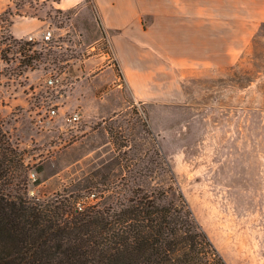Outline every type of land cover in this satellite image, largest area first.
I'll list each match as a JSON object with an SVG mask.
<instances>
[{
	"label": "rangeland",
	"instance_id": "374dc122",
	"mask_svg": "<svg viewBox=\"0 0 264 264\" xmlns=\"http://www.w3.org/2000/svg\"><path fill=\"white\" fill-rule=\"evenodd\" d=\"M34 15L46 21L41 31L42 25L31 18ZM23 16L30 18L18 19L14 31L33 32L16 37L12 33L14 17ZM100 23L92 0L68 10L46 1L14 0L0 12V124L7 138L23 152V165L14 172L16 181L21 180L17 193L33 202L72 197L80 206L96 201L116 203L140 185L168 190L171 199L177 194V185L197 218L209 217V207L197 195L201 194L197 183L200 189L209 185L215 198L222 195L221 149L208 158L206 144L214 142L221 147L223 93L228 81L232 103L240 100L248 109L262 110L264 124V24L248 36L240 64L230 75L225 73L224 80H187L188 107L198 110L193 116H178L173 99L142 101L116 70L117 81L98 94L120 96L122 107L103 119L90 122L82 116L70 122L68 115L75 111L82 114L78 97L86 84L93 82L97 68L110 60L108 55L113 59ZM48 29L53 37L43 40ZM30 35L35 40L23 50L21 44L29 41ZM93 55H98L95 64L85 70L86 60ZM52 76L60 77L55 85L47 82ZM53 108L57 109L55 115L50 113ZM254 116L248 115V121L254 123ZM175 132L184 136L182 144L176 141ZM203 143V164L192 163V150L197 153V146ZM160 150L175 172L176 183L164 169ZM180 153L187 157L183 163L179 162ZM31 172H36L35 179Z\"/></svg>",
	"mask_w": 264,
	"mask_h": 264
},
{
	"label": "crops",
	"instance_id": "0c3cea01",
	"mask_svg": "<svg viewBox=\"0 0 264 264\" xmlns=\"http://www.w3.org/2000/svg\"><path fill=\"white\" fill-rule=\"evenodd\" d=\"M34 1L68 10L88 0ZM92 1L116 62L108 55L110 60L97 68L93 82L89 81L78 97L82 116L90 122L111 116L122 107L120 96L98 94L117 81L116 70L122 72L127 88L142 101L173 99L178 116H193L198 110L188 107L187 80H224L225 73L230 75L231 69L240 64L248 36L256 34L264 24V0ZM13 4L14 0H0V12ZM20 18L30 17H14L12 33L16 37L33 32L14 31ZM31 18L42 25L41 31L46 21L35 15ZM34 34H38L35 29ZM96 56L86 60L85 70L92 68ZM223 106L221 147L214 142L206 144L208 158L215 157L216 150L221 149L222 195L215 198L209 185L203 184L200 189L197 183L201 190L197 195L209 207V217L202 215L198 219L193 212L228 264H264L262 110L248 109L240 100L232 103L230 81L223 93ZM252 114L254 123L248 121ZM174 134L182 144L184 136ZM203 145L197 146V153L192 150V163L203 164ZM179 156L180 163L187 159L183 153Z\"/></svg>",
	"mask_w": 264,
	"mask_h": 264
},
{
	"label": "trees",
	"instance_id": "16d2710c",
	"mask_svg": "<svg viewBox=\"0 0 264 264\" xmlns=\"http://www.w3.org/2000/svg\"><path fill=\"white\" fill-rule=\"evenodd\" d=\"M23 160L0 124V264H228L180 186L171 199L168 190L140 185L116 203L33 202L16 190Z\"/></svg>",
	"mask_w": 264,
	"mask_h": 264
},
{
	"label": "built area",
	"instance_id": "2783aa9c",
	"mask_svg": "<svg viewBox=\"0 0 264 264\" xmlns=\"http://www.w3.org/2000/svg\"><path fill=\"white\" fill-rule=\"evenodd\" d=\"M53 37V32L51 29H48V30H45L43 32V40H50L52 39ZM28 40L29 41H34L35 40V37L33 35H30L28 37ZM109 57V56H108ZM60 81V77L59 76H52L48 79V83L50 85H55L57 84L58 82ZM50 113L52 115H55L57 113V109L53 108L52 110H50ZM82 118V114L79 112V111H75L73 112L72 114L68 115L67 116V120L70 121V122H77L78 120H80ZM31 176L34 177V179L36 178V172H31Z\"/></svg>",
	"mask_w": 264,
	"mask_h": 264
}]
</instances>
